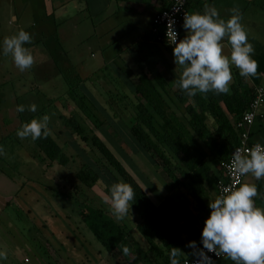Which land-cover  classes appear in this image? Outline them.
<instances>
[{"label":"rangeland","instance_id":"374dc122","mask_svg":"<svg viewBox=\"0 0 264 264\" xmlns=\"http://www.w3.org/2000/svg\"><path fill=\"white\" fill-rule=\"evenodd\" d=\"M25 1L27 17L23 30L30 33L32 40L24 46L33 55L34 63L21 72L11 55L0 54V70L5 74L9 69L6 80L12 81L0 89V121L3 127L9 125L8 131L0 132V146L5 153L0 156V250L7 252L3 264H101L98 250L102 245L82 223L79 212L84 203H88L114 218L101 197L107 194L105 187L110 188L122 178L91 140L86 143L77 136L66 119L68 116L75 115L86 133L101 138L153 202L167 194L177 197L184 193L193 199L192 193L196 191L175 167L178 163L181 165L180 162L166 156L173 170L171 176L165 161L146 151L134 137L130 129L135 115L134 91L122 81L115 82L113 69L101 68L109 53L100 50V33L104 23L112 22L114 16L109 18L110 14L91 6L87 8V3L83 4V10L60 13L53 10L52 3L56 5V0ZM262 17L257 34L264 46V15ZM16 27L7 24L0 34V42L4 36L15 34ZM112 39L113 36L108 35L104 41ZM260 63H264V55ZM120 84L123 90L119 89ZM71 89L77 95H86L96 120L86 117L74 106V101L65 97ZM31 104L37 106L34 113L27 110ZM18 105H24L26 110L18 112ZM13 113H19L26 122L47 114L50 135L71 156L70 162L61 165L55 161L48 166V158L42 161L39 154L44 155L31 138L21 140L16 136L17 126L22 124L12 127L18 118ZM99 122L101 126L97 125ZM253 139L264 143L263 131L255 133ZM208 162L213 170H218L219 164L212 155ZM84 165L99 169L101 178L93 187H87L76 177ZM176 178L179 181L176 188H172L170 182H175ZM249 179L254 177L247 174L244 180L251 181ZM202 198L207 206L212 194L206 192ZM131 204L132 201L126 217L118 222L131 231L134 229L133 236L146 244L143 235L135 229L140 218ZM193 209L199 211L200 218L206 213L198 201H194ZM120 256L118 251L112 258L117 262Z\"/></svg>","mask_w":264,"mask_h":264},{"label":"trees","instance_id":"16d2710c","mask_svg":"<svg viewBox=\"0 0 264 264\" xmlns=\"http://www.w3.org/2000/svg\"><path fill=\"white\" fill-rule=\"evenodd\" d=\"M172 2L173 0H170V3L159 12L169 9ZM188 5L189 0L186 6L189 14ZM182 25L183 23L180 28ZM154 26L152 21L151 33L156 40L162 41L167 48H173L165 40L160 39L162 31L155 33ZM232 72L234 79L228 93H198L189 97L180 89L175 91L168 89L160 75L155 74L151 78L145 73L139 76L133 90L136 102L131 132L146 151L165 161V167L171 176L173 170L166 156L170 155L181 163L175 167L179 169L181 176L189 179L194 186L196 192L192 193L193 199L184 193L177 197L167 194L160 204L154 203L100 137L86 133L85 127L79 123L75 115L66 118L81 140L86 143H89V140L92 141L108 164L122 178L121 182L133 188L134 199L131 208L140 218L137 228L148 242L149 249L160 252L162 264H170L169 256L173 248L179 253L177 259L180 263L186 258L194 257L193 253L200 248L201 218L199 211L193 209V203L200 202V206L210 213V208L206 206L207 202L203 201L202 197L206 192L217 197V183L225 178L223 164L230 159L232 150L241 143L240 132L236 127L237 122L242 119L256 97V88L264 87V81L260 82L259 78H257L258 84H248L245 78L239 75L237 68L233 67ZM65 97L74 101V106L86 117L97 119L86 102L85 94L77 95L71 89ZM110 97L113 98V96ZM123 98L127 99L125 95ZM99 123L97 125L101 126L102 122ZM258 131L264 133V113L262 117L256 118L252 126L250 144L258 143L253 139ZM34 142L38 151L44 155L42 157V154H39L41 160L49 159L48 166L53 165L55 161L61 165H67L70 162L71 156L63 151L62 146L51 135ZM211 155L219 164L216 171L208 162ZM76 177L87 187H93L100 181L101 175L98 168L93 166L87 168L84 165L77 171ZM177 181H179L178 178L175 182H170V186L176 188ZM108 189L109 187H105L107 193ZM79 214L82 223L107 252L121 251L123 253L122 249L126 247L128 253L124 255L129 258L131 248L127 241L129 235L127 225L117 222L102 208L88 203H84ZM190 241L196 242L195 249L188 247ZM148 264L156 263L148 260Z\"/></svg>","mask_w":264,"mask_h":264},{"label":"clouds","instance_id":"9594fccd","mask_svg":"<svg viewBox=\"0 0 264 264\" xmlns=\"http://www.w3.org/2000/svg\"><path fill=\"white\" fill-rule=\"evenodd\" d=\"M178 6L182 7V4ZM241 19L237 9H232V15L225 20L219 17L215 7L209 5H205L202 13H184L186 35L177 40V33L172 30L169 43L173 45L174 63L182 70L178 80L182 92L189 97L198 93H228L233 66L243 78L257 73L254 48L248 42ZM225 39L230 45V55L223 53L222 42ZM31 40L30 33L20 29L0 42V54L11 55L15 66L23 72L34 63L33 55L24 46ZM16 110L22 113L26 109L24 105H18ZM27 110L36 112V104L28 105ZM48 122L47 114L39 119L33 118L22 124L16 136L21 140L31 138L33 141L47 138L50 135ZM4 154V148L0 146V156ZM231 171L239 176L251 174L256 180L264 178V146L253 145L244 154L235 149ZM257 195L255 184L241 183L232 190L222 189L220 196L209 200L210 214L201 231L202 248L193 253L198 257L194 264H212L208 252L215 253L217 257L224 256L234 264H264V208L256 206L254 198ZM101 199L108 205L114 218L120 221L126 217L134 191L129 184L116 182ZM188 247L195 249L196 242L190 241ZM122 251L128 253L126 247ZM178 256L179 253L173 248L169 256L170 264H180ZM6 259L7 252L0 250V264Z\"/></svg>","mask_w":264,"mask_h":264},{"label":"crops","instance_id":"0c3cea01","mask_svg":"<svg viewBox=\"0 0 264 264\" xmlns=\"http://www.w3.org/2000/svg\"><path fill=\"white\" fill-rule=\"evenodd\" d=\"M29 1V0H28ZM54 5V11H68L73 9L78 11L83 10L84 3H87V8L90 6L97 11L105 12L114 16L112 22L108 24L104 23V29L101 31L100 38V50L104 53H109L104 60V64L101 68H111L115 72L113 78L116 79V83L122 81L124 84L130 86V90H135L136 82L142 73H145L149 77L153 78L155 74L160 75L166 82V87L172 90L180 89L178 86V80L181 74V68L176 67L173 57V48H167L162 41L156 40L151 33L152 21L154 16L166 7L170 0H56ZM101 2V4L99 3ZM25 0H0V34L4 32V28L7 24H12L17 29L25 28L24 20L27 17ZM205 5L215 7L219 13V17L227 20L232 15V9H237L241 14L240 23L249 26L251 30L247 31L248 42L253 45L254 54L253 59L258 64L257 72L254 76L245 78L248 84H258L259 81L264 80V63H260L261 56L264 55V46L262 45L259 36L258 28L260 27L262 16L264 15V3L261 0H189V14L194 12H203ZM57 6V7H56ZM76 9V10H75ZM263 11V12H262ZM244 27V26H243ZM247 29V28H246ZM105 35H104V34ZM108 35L113 36V39L105 42L104 38ZM186 35V31L181 28V38ZM5 38V36H4ZM223 53L230 55V45L225 39L223 42ZM114 44V45H113ZM113 46V47H112ZM90 49V48H89ZM99 51V52H101ZM234 67V66H233ZM231 67L232 80L233 72ZM261 67V69H260ZM112 71V72H113ZM2 72L0 70V89L3 84H7L10 80H6V75L10 72L9 69ZM3 73V74H1ZM259 78V81H257ZM15 83V82H14ZM13 83V85H14ZM122 84H120L121 87ZM229 85V87H230ZM119 89L123 90V87ZM18 88H21L20 84ZM23 90V89H22ZM20 91V90H18ZM190 101V100H189ZM14 115V113L12 114ZM14 116H18L13 122V128L25 120L20 118L19 113ZM18 119V120H17ZM9 121V119H8ZM19 121V122H17ZM17 128H20L17 126ZM16 128V129H17ZM9 130L8 126H2L0 121V132L3 134ZM255 140V139H254ZM256 142L261 143L257 140ZM251 181L244 180L243 183L255 184L259 187L258 195L254 198L257 207L264 208V178L261 180L249 179ZM165 197V196H164ZM164 197L154 202L160 204ZM216 199L212 195V200ZM206 212V211H205ZM209 213L206 212L201 217L200 224L205 221ZM116 220V219H115ZM118 222V221H117ZM120 223V222H119ZM135 229L138 230L137 226ZM128 243L131 248L129 258H126L124 253H121L120 258H117V262L113 260L112 256L116 254L107 252L102 246L98 250V262L101 264H148V260H152L156 264H162V255L160 252L149 249L148 242L142 243L135 235L133 236L134 229L128 230ZM146 240V239H145ZM162 248L163 246L158 243ZM103 249L105 251H103ZM182 253V252H181ZM184 255V253H182ZM226 259V260H224ZM234 262L224 257L219 261L212 264H233Z\"/></svg>","mask_w":264,"mask_h":264},{"label":"built area","instance_id":"2783aa9c","mask_svg":"<svg viewBox=\"0 0 264 264\" xmlns=\"http://www.w3.org/2000/svg\"><path fill=\"white\" fill-rule=\"evenodd\" d=\"M187 3L188 0H173L169 9L159 12L158 14H156V16L153 19V23L155 24L153 28L154 32L158 33L159 31H162V36H160V39L165 40L168 44L171 43L172 30H174L177 33V40L181 38L180 27L181 24L183 23L184 13H188V10L186 8ZM178 4H182V7L178 6ZM167 32H168V36H167ZM263 113H264V87L258 86L256 88V97L251 102L250 107L243 114L242 119L237 122L236 127L240 132L241 143L232 150L230 159L223 164V167L225 169V175H224L225 178L220 179L217 183V188H218L217 197L222 194V189L227 188L229 190H232L233 188L238 187L241 183L244 182V179L247 175L239 176L231 171L232 153L235 151V149H239L241 153L244 154L248 152L253 145L260 144V143L250 144L249 140H250V132L256 118L258 116L262 117ZM260 145L264 146V144H260ZM204 222H202L199 227L200 238H201V231L203 229ZM200 248H202V244ZM207 255L211 257L212 262L224 258V256L217 257L215 253H211V252H208ZM197 258L198 257L196 255L192 258H186L180 264H194Z\"/></svg>","mask_w":264,"mask_h":264}]
</instances>
